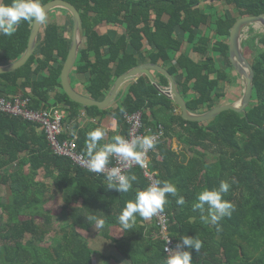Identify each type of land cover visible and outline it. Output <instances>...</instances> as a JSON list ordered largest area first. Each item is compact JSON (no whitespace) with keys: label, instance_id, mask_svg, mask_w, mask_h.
<instances>
[{"label":"trees","instance_id":"16d2710c","mask_svg":"<svg viewBox=\"0 0 264 264\" xmlns=\"http://www.w3.org/2000/svg\"><path fill=\"white\" fill-rule=\"evenodd\" d=\"M49 1L40 0L42 5ZM67 1L77 7L83 19L85 40L75 69L89 73L90 97L102 100L117 77L141 63V53L145 52L148 61L164 66L171 61L173 51L179 55L168 71L176 76L189 110L198 113L219 105L225 96L220 87L230 74L217 65L215 53L233 67L229 55L232 27L240 17L264 13V0ZM203 1L231 6L238 16L214 19L202 8ZM4 2L10 4L12 0ZM33 23L22 21L13 35H0V63L9 64L23 55ZM103 23L122 30L115 35L102 33L98 26ZM212 24L215 26L207 35L203 30ZM185 42L191 44L189 54L182 51ZM70 46L71 39L59 22L51 19L45 23L37 49L27 63L0 74V96L30 87L31 95L24 96L31 98L30 107L41 108L52 90L62 88L61 73ZM243 48L246 56L253 55L255 72L253 101L246 113L226 110L208 122L186 120L176 112L180 107L159 93L145 75L130 84L119 106L106 110L84 106L94 117L111 114L124 137L129 131L126 113L142 111L146 127L164 126V136L150 152L149 166L158 181L175 184L185 199L181 206L169 195L164 212L169 216L175 245L185 235L202 242L199 253L192 250V264H264V32L250 26ZM42 71L47 75L34 79ZM162 81L168 83L163 75ZM57 100L68 106L64 121L68 129L62 138L77 137L79 150L84 153L86 134L97 124L80 128L79 108L83 105L65 91L57 94ZM174 138L181 149H174ZM41 169L53 177L51 186L39 179ZM127 175L136 177L132 190H109L103 174L89 173L55 154L38 123L0 112V184L6 187V196H0V264H94L95 253L106 256L79 230L90 229L86 217L92 215L105 220L108 229L100 230L101 235L114 243L122 258L132 264H163L167 256L156 221L148 231L139 216L131 230L124 231L119 225L117 217L125 203L150 184L139 166ZM221 181L231 185L222 198L235 208L230 217L219 222L218 232L215 225L203 223L200 210L194 211L192 205L198 192L218 188ZM58 193H63L61 209L68 214L63 225L55 224L48 209ZM53 231L52 241L44 245Z\"/></svg>","mask_w":264,"mask_h":264},{"label":"clouds","instance_id":"9594fccd","mask_svg":"<svg viewBox=\"0 0 264 264\" xmlns=\"http://www.w3.org/2000/svg\"><path fill=\"white\" fill-rule=\"evenodd\" d=\"M46 20V11L40 0H12L10 4L0 0V35H13L22 21L39 24ZM71 134L76 136L75 129L71 130ZM105 135L106 130L100 127L87 132L83 153L86 157V169L89 173L103 174L109 190L127 193L132 190L136 177L125 174L124 170L133 166L144 168L146 155L149 150L155 148L157 140L152 135L131 138L114 135L112 142L101 145L99 142ZM112 158L117 159L121 166L109 168ZM230 187L228 182L221 181L218 188H204L197 193L196 202L192 205L194 211L200 210L203 223L215 225L218 232L221 230L219 222L225 217H230L235 208L231 201L222 198ZM169 195L176 197V204H185V199L179 194L176 185L169 181H156L145 189L136 191L134 199L125 203L117 217L122 230H131L137 216L150 220L163 212ZM86 219L97 232L105 226V220L95 215ZM201 248L200 240L189 235L181 236L175 247L166 249L169 254L163 264H192V250L199 253Z\"/></svg>","mask_w":264,"mask_h":264},{"label":"water","instance_id":"95a60500","mask_svg":"<svg viewBox=\"0 0 264 264\" xmlns=\"http://www.w3.org/2000/svg\"><path fill=\"white\" fill-rule=\"evenodd\" d=\"M42 6L45 8L46 16L55 9H65L72 15L74 21L73 36L69 53L61 73V84L65 93L73 101L79 104L88 107L97 106L101 110L111 109L117 104L125 88L132 82L138 81L143 75L149 78L159 93L170 98L177 106H179L182 117L189 121L208 122L226 110L246 113L249 106L252 104L255 72L251 62L244 53L243 34L245 29L250 26L261 28L264 31V13L240 17L231 29L229 38V55L233 68L244 80L242 97L236 102L220 104L210 110L198 113L189 110L186 98L182 94L178 80L175 76L164 66L150 61L140 63L117 77L112 84L111 89L102 100H96L78 92L71 83V72L78 62L80 51L85 40V28L81 13L74 4L67 0H51ZM44 26L45 22L39 24L35 22L33 23L30 39L25 52L16 61L7 65H0V74L15 71L27 63L37 49L40 32L44 29ZM154 72L162 73L168 79V85L164 86L160 84L155 77Z\"/></svg>","mask_w":264,"mask_h":264},{"label":"built area","instance_id":"2783aa9c","mask_svg":"<svg viewBox=\"0 0 264 264\" xmlns=\"http://www.w3.org/2000/svg\"><path fill=\"white\" fill-rule=\"evenodd\" d=\"M30 101L31 98L28 96H0V112L20 116L26 120L38 123L44 130L49 146L55 154L67 157L75 166L87 170L86 157H84L83 152L79 150L77 137L62 138V135L68 129L64 124L66 118V110L64 107H61L60 105H52L48 107L43 106L41 108H32L30 107ZM125 120L129 126V131L125 138L152 135L158 143L165 134V128L162 124H159L156 127H146L143 121L142 111L126 113ZM151 151L152 150L148 151L146 155V166L142 169L144 170L145 176L149 179V182L153 183L158 181V179L156 173L152 171L149 166ZM116 166L121 165L117 159L112 158L108 167ZM129 170L130 169H125V174H127ZM154 218L159 227V235L164 240V251L167 256L169 253L166 249L175 247V240L169 231V216L163 211L155 215ZM169 240L171 243H168Z\"/></svg>","mask_w":264,"mask_h":264},{"label":"crops","instance_id":"0c3cea01","mask_svg":"<svg viewBox=\"0 0 264 264\" xmlns=\"http://www.w3.org/2000/svg\"><path fill=\"white\" fill-rule=\"evenodd\" d=\"M180 32V31H179ZM104 33V32H102ZM179 35L184 36V38L186 39V36L183 35L182 32L179 33ZM188 42L184 43V46L182 48V51H185V53L189 54L191 52V45L189 46L190 48H188L186 45H188ZM187 47V48H186ZM171 55V61L167 62L166 65H164L165 68L168 69L169 66H171L172 64H174L176 62V58L178 57L179 53H175L173 51L170 52ZM140 58H141V63L144 62H149L147 58H145V52L140 54ZM0 65H7V64H2L0 63ZM221 68H226L229 72V68H227L226 66H219ZM230 73V72H229ZM155 77L157 78V80L160 82V84L167 86V84H164L162 81V73L160 72H154ZM47 75L46 71H42L40 72L38 75L34 76V79L40 80L43 77H45ZM164 76V75H163ZM176 78V76H175ZM177 79V78H176ZM71 83L73 85V87L80 93L90 96L88 94V86L90 84V75L89 73H79L76 71V69L74 68L73 71L71 72ZM222 85V83H221ZM130 86V85H129ZM129 86H127L125 88V90L123 91V94L121 95L119 101L117 102V104L113 107L115 108L116 106H119L121 104V102L123 101V99L125 98L126 94L128 93V89ZM221 90V89H220ZM63 88H59L57 87L56 89L52 90L49 94L48 100L45 103L41 104V107L45 106H52V105H60L61 107H64V109L66 110V115H67V104H65V102H59L57 100V94H61L63 92ZM223 92V91H222ZM108 91L105 93L107 94ZM24 94H30L31 95V88L30 87H22L21 89H14L10 92V94L8 95V97H16V96H24ZM225 97V96H224ZM223 98V97H222ZM238 101V100H236ZM233 101V102H236ZM225 103H232V101H227L225 102L224 100L221 99V103L220 104H225ZM219 104V105H220ZM82 105V104H81ZM88 107V106H87ZM80 110V114L78 116V122H79V126L80 128H84L87 125H89L90 123H95L97 124L98 127L100 128H104L106 130V135L104 137V139L102 141H100L99 143L101 145L105 144V143H109L112 142V137L114 135H121L122 136V132L121 130H119L118 128V124H117V120L111 115V114H105V115H98V116H92L90 114H88V110L84 107V105L82 107L79 108ZM176 112L180 113V108H176ZM66 119V118H65ZM97 127V128H98ZM180 145V146H179ZM173 147L174 149L178 150L181 149L182 145L179 143V141L177 140V138H174L173 141ZM55 174V171H54ZM39 179L45 183H47L48 185H52L53 183V177L51 175L48 176L47 171L45 169H41L40 170V174H39ZM59 196L62 198V204L61 206L64 204L63 201V193H58V195L56 196L57 198H59ZM62 214H64V218L62 223H59L58 225H63L66 224L68 221V214L67 211L61 209ZM145 225H146V230H150L154 224H155V218H151L150 220H145L144 221ZM90 229L86 230V229H79L80 232L89 240L90 244L95 246H100L96 247L98 250H100L106 257L108 256H114L115 258H104L100 252H97L94 254V264H132L131 261L122 258L120 255L117 254V250L115 248V245L112 241L106 240V238H104L101 235V231H96L94 229V227L92 225H89ZM103 229H108V227L104 226ZM111 230L114 229V227H110Z\"/></svg>","mask_w":264,"mask_h":264},{"label":"rangeland","instance_id":"374dc122","mask_svg":"<svg viewBox=\"0 0 264 264\" xmlns=\"http://www.w3.org/2000/svg\"><path fill=\"white\" fill-rule=\"evenodd\" d=\"M202 8L205 9L207 12H210L214 19H216L218 16L222 15H231V16H238L237 11L228 5L217 3L216 5L211 4L210 2H204L202 3ZM51 19L56 20L59 22V24L62 27V31L65 33V35L69 38L72 39L73 36V28H74V21L72 18V15L66 11H62V9H55L53 10L50 14L47 15V20L45 23H48ZM215 25L212 24L211 27L205 28L203 32H205L207 35L211 34V29ZM258 32H264L261 28L253 26ZM98 29L100 32H108L111 35H115L117 32H119L121 27L112 25V24H107L103 23L102 25L98 26ZM250 35V27L246 28L243 34L244 40L248 39ZM215 39V38H214ZM214 39L211 43V45L214 42ZM191 45V44H190ZM189 44L186 45L188 48H190ZM186 47V48H187ZM212 52V50L210 49ZM213 53V52H212ZM216 54V59H217V65L218 66H226L225 60L218 54ZM248 60L252 62L253 60V55L248 54L247 55ZM229 78L225 81L222 82V85L220 89L225 93V97L222 98L225 102L227 101H236L239 100L242 95H243V90H244V80L238 75V73L235 71L233 67H229ZM180 146V145H179ZM0 196L4 197L6 196V187L3 184H0ZM61 204H62V198L59 196V198H55V201H53L51 204H49V213L53 214V220L56 225L59 223H62L64 214L61 212ZM40 220V219H38ZM41 227H45L44 225H40ZM55 235V231L51 232L43 242L44 245H48L53 237Z\"/></svg>","mask_w":264,"mask_h":264}]
</instances>
